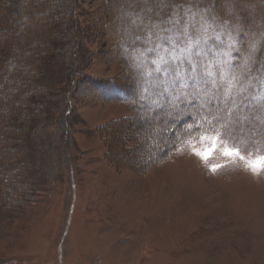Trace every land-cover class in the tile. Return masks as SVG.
<instances>
[{"label":"rangeland","instance_id":"rangeland-1","mask_svg":"<svg viewBox=\"0 0 264 264\" xmlns=\"http://www.w3.org/2000/svg\"><path fill=\"white\" fill-rule=\"evenodd\" d=\"M31 1L0 0V264H264V171L224 155L255 163L258 133L207 160L199 133L151 163L169 128L106 98L133 83L125 9L165 0ZM196 1L255 28L256 48L264 0Z\"/></svg>","mask_w":264,"mask_h":264},{"label":"snow or ice","instance_id":"snow-or-ice-1","mask_svg":"<svg viewBox=\"0 0 264 264\" xmlns=\"http://www.w3.org/2000/svg\"><path fill=\"white\" fill-rule=\"evenodd\" d=\"M185 3L189 7L176 5L177 11L169 20L150 16L146 7L142 13L125 9L128 26L122 35V49L135 65L138 76L151 89H159L157 95L167 92L169 87L182 95L185 89H191L187 95L199 101L198 108L203 113L196 130L203 133L200 139L209 144L207 151L194 150L193 154L207 160L223 141L237 136L248 138V132L253 131L249 125H254V120L243 114V105L246 104L249 113H259L264 123V66L248 80L219 66L207 46L205 34L211 25L206 15L195 0ZM223 26L228 28L227 23ZM254 51L255 45L248 54L246 67L253 62ZM249 89L256 91L249 93ZM256 131L264 148V129ZM238 148L236 145L226 149L224 155L245 161L253 174L264 171V154L255 163H249ZM217 167L211 170L215 172Z\"/></svg>","mask_w":264,"mask_h":264},{"label":"trees","instance_id":"trees-1","mask_svg":"<svg viewBox=\"0 0 264 264\" xmlns=\"http://www.w3.org/2000/svg\"><path fill=\"white\" fill-rule=\"evenodd\" d=\"M195 2L202 10V14L206 15L208 23L211 25L205 34V38L207 46L211 50L212 56L217 64L229 68L231 73L237 74L245 80L255 77L257 75V69L264 66V31L261 33L262 38L253 53V62L247 64L246 67L248 54L250 52L248 50V44L250 41L246 38L247 42L249 41L246 43L244 37H246L247 34H252V32L255 33V28L249 24L237 25L232 18L228 19V17L219 10L218 13L217 11L215 12L209 9V4V6H205V2H200V4L196 0ZM34 5H36V0L31 1L30 6L28 7V13L34 8L33 11H36V6L34 7ZM176 5H183V8L185 9L189 7V3H185V0H165L163 12L150 8L148 14L150 16H157L158 20H169L177 11ZM130 10H135L141 13L143 12V9L135 7L130 8ZM29 14H31V12ZM37 17L43 18L40 14ZM223 23H227L228 28H225ZM124 24L128 25V19L124 20ZM197 26L199 27V25ZM262 27H264V24H262ZM229 32L231 35H229ZM118 41L119 46L122 49V37L119 38ZM122 56L129 66H126L130 69V72H128L130 75L133 74L134 76L133 83L127 86H120L118 84L110 85L105 91L106 98L109 100L116 99L119 100V102L131 105L130 107L135 112L137 118H142V121L149 122L151 126L157 125L161 132L166 128H169V134H172V141L170 144H167L168 146L162 148L160 155L155 153L150 156L152 158L150 160L151 163H157V161H162L173 156L177 150H180L187 144L188 140L194 138L197 134L202 133L196 129L198 125L202 123L200 116H202L203 113L199 111V101L187 95L191 89H185L184 94L182 95L179 90L174 92L173 89L169 87L167 92L161 91L160 94L157 95L156 92L159 91V89H151L150 85L138 76L135 65L130 61L124 51L122 52ZM252 82L255 83L254 80ZM144 89L150 90L144 91ZM255 91V89H249V93H255ZM244 95L249 94L246 93ZM242 109L244 115L248 114L249 117L254 120V125H249L250 128H253L252 133L257 132V129H264V123H261L259 113H249L246 104L242 106ZM147 113L157 115V117H149L146 115ZM160 123H163V126H160ZM173 135H175L174 138ZM159 148L160 147L158 146L156 150Z\"/></svg>","mask_w":264,"mask_h":264}]
</instances>
